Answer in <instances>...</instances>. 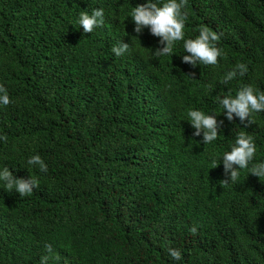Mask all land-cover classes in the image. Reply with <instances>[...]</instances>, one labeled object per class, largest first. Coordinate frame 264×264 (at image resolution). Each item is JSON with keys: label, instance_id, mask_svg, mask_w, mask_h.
Returning a JSON list of instances; mask_svg holds the SVG:
<instances>
[{"label": "trees", "instance_id": "1", "mask_svg": "<svg viewBox=\"0 0 264 264\" xmlns=\"http://www.w3.org/2000/svg\"><path fill=\"white\" fill-rule=\"evenodd\" d=\"M147 2L0 0L11 100L0 104V172L39 180L22 198L0 181V264H264V177L250 173L264 163V111L246 126L217 100L246 85L264 92V0H187L185 39L207 26L222 53L196 67L182 63L184 41L156 56L159 38L133 31L131 12ZM93 9L104 24L86 34L78 18ZM238 63L246 74L223 83ZM189 110L224 121L215 141L193 136ZM240 132L253 161L221 184ZM34 155L46 173L28 164Z\"/></svg>", "mask_w": 264, "mask_h": 264}, {"label": "clouds", "instance_id": "2", "mask_svg": "<svg viewBox=\"0 0 264 264\" xmlns=\"http://www.w3.org/2000/svg\"><path fill=\"white\" fill-rule=\"evenodd\" d=\"M187 4V0H166L162 6H157L156 3L148 0L146 4L137 5L131 12V19L135 25L133 31L136 34H141L145 28L149 29L150 34L159 38L158 47L153 53L156 56H166L173 53L174 44L177 41H184L183 47L189 55H182V63L196 67L198 63L204 65H215L218 62V57L222 54L221 50L216 47L215 42L219 40L217 33L211 31L207 26H200L199 35L195 39H185L184 26L187 20V14L183 11ZM79 25L83 28L84 33H91L94 28L103 26L104 11L103 9H93L91 14L83 11L78 18ZM130 45L122 41L111 48V52L115 56L124 55ZM247 66L243 63H238L235 68L228 72L223 83L227 84L233 80L237 74L245 75ZM194 76L193 74H190ZM219 104L224 109L226 119L231 122L234 117L239 118L246 126L251 124V113L264 111V92L259 95L254 93V89L250 85L243 86L236 93L235 98L231 95H226L223 98L217 97ZM11 100L7 94V90L0 85V104L7 106ZM191 120V126L195 130L193 136L199 137L203 134L202 143L209 144L217 139L218 133L224 123L223 120L217 121L216 116L205 115L199 110H189L187 113ZM7 140V137H0ZM256 152V145L251 135H246L244 132L237 134V138L231 147V150L225 152L222 158L224 179L221 184L235 183L240 175V170L247 169L249 163L253 161ZM28 164L39 166L41 172H47V165L39 155H34L28 159ZM219 163L213 161V169L217 168ZM250 173L253 176L264 177V163L254 164ZM0 181H3L5 188L9 193L15 190L22 198L31 194L35 188L39 186V180L30 176L28 179L15 178L13 173L4 167L0 172ZM189 231L192 234L197 233L195 226ZM49 252L52 251L51 246H46ZM169 255L179 260L181 253L178 249H168ZM48 257H44L42 264H45Z\"/></svg>", "mask_w": 264, "mask_h": 264}]
</instances>
